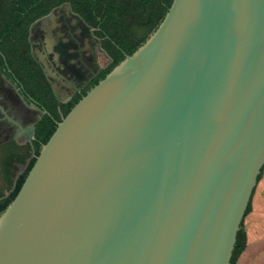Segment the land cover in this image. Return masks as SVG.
<instances>
[{
    "label": "water",
    "instance_id": "1",
    "mask_svg": "<svg viewBox=\"0 0 264 264\" xmlns=\"http://www.w3.org/2000/svg\"><path fill=\"white\" fill-rule=\"evenodd\" d=\"M52 18L30 51L65 103L97 75L54 70L32 42ZM66 57L58 46L56 68ZM31 104L27 128L2 111L29 143ZM263 168L264 0H173L56 123L0 215V264H264L263 243L234 252Z\"/></svg>",
    "mask_w": 264,
    "mask_h": 264
},
{
    "label": "trees",
    "instance_id": "2",
    "mask_svg": "<svg viewBox=\"0 0 264 264\" xmlns=\"http://www.w3.org/2000/svg\"><path fill=\"white\" fill-rule=\"evenodd\" d=\"M172 2L173 0H0V74L18 89L26 102H36L45 112L35 126V141L27 146L11 142L2 147L0 215L19 192L41 146L54 133L56 123L69 113L88 90L148 39L164 19ZM65 3L70 4L72 11L94 30L99 47L110 62L87 90L65 103H59L41 68L31 56L28 36L29 28L35 21ZM19 168L22 169L21 172ZM250 211L251 201L245 217ZM246 242L242 222L234 251L237 256Z\"/></svg>",
    "mask_w": 264,
    "mask_h": 264
},
{
    "label": "flooded vegetation",
    "instance_id": "3",
    "mask_svg": "<svg viewBox=\"0 0 264 264\" xmlns=\"http://www.w3.org/2000/svg\"><path fill=\"white\" fill-rule=\"evenodd\" d=\"M52 12H53V18L49 23L44 25V27L39 28L33 33L32 42H34L37 48L44 55H46L48 62L52 64L54 70H57L60 74L64 75L70 80H73L75 82H80L81 84L82 83L86 84L90 78H92L95 74L98 76L100 71L107 66L105 65L104 67H101L97 62V58L95 56V46L96 44L99 45V42L95 36V32L86 23H85L86 26H82L79 23L75 22L73 19H71L68 16V14L62 8L59 9L58 12H56V8H54L52 11H50V13ZM56 16L58 18L57 23L60 25V28L56 27ZM30 28H29V36H30ZM29 36H28V41H29ZM77 43L79 44L78 45L79 47L74 46V44L76 45ZM58 46H63V50L65 53H67V57L65 58L64 63L61 65V67L56 68V48ZM71 59L76 60L78 63L77 64L71 63L70 62ZM0 76L3 75L0 74ZM97 76L90 83L87 84L84 90L80 91L78 94L87 90L92 85V83L97 78ZM4 81L8 83V85H11L8 80L5 79ZM28 105H32L31 100L28 101ZM39 108L40 110H42L40 106ZM42 112L45 114L43 110ZM263 171H261V174L259 176L260 178L258 179L257 184L264 176ZM253 195H252V199H253ZM252 199H251L250 213L252 212ZM250 213L248 215H250ZM243 229L245 230L244 221H243Z\"/></svg>",
    "mask_w": 264,
    "mask_h": 264
},
{
    "label": "crops",
    "instance_id": "4",
    "mask_svg": "<svg viewBox=\"0 0 264 264\" xmlns=\"http://www.w3.org/2000/svg\"><path fill=\"white\" fill-rule=\"evenodd\" d=\"M15 90L16 88L8 85L0 76V154H2V147L8 143L14 142L18 146H27L30 144L25 139L22 141L19 140L21 134L20 129L12 122L3 120L2 111L22 128H27L32 121L36 120L39 114L36 111L30 110L27 107L28 102H26V99L18 90L17 92ZM258 185L261 186L259 193L257 192L258 197L256 203L253 205L250 215L244 220L247 239L246 245L248 246H258L260 243L264 244V176Z\"/></svg>",
    "mask_w": 264,
    "mask_h": 264
},
{
    "label": "rangeland",
    "instance_id": "5",
    "mask_svg": "<svg viewBox=\"0 0 264 264\" xmlns=\"http://www.w3.org/2000/svg\"><path fill=\"white\" fill-rule=\"evenodd\" d=\"M95 56L97 58V62L98 64L101 66V67H104L105 65H108L109 64V59L106 57L105 53L101 50V48L99 47L98 44H96L95 46ZM1 156V154H0ZM20 172L22 171L21 168H19ZM264 173V171H263ZM260 184V182L258 183ZM257 184V187H256V190H255V196H253V199H252V209H253V205L256 203V199L258 197V193L260 191V186ZM2 185V179H1V174H0V187ZM259 186V188H258ZM258 192V193H257Z\"/></svg>",
    "mask_w": 264,
    "mask_h": 264
}]
</instances>
